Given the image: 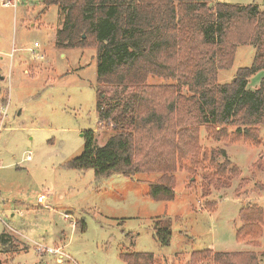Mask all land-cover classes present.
<instances>
[{
	"label": "rangeland",
	"instance_id": "1",
	"mask_svg": "<svg viewBox=\"0 0 264 264\" xmlns=\"http://www.w3.org/2000/svg\"><path fill=\"white\" fill-rule=\"evenodd\" d=\"M5 1L14 6L0 1V234L10 242L0 245V263L124 264L120 254L148 252L154 264H189L193 252L211 249L253 251L264 264V221L236 236L242 208L249 214L248 208H261L264 216V125L257 144L236 135L233 123L211 128L218 139L199 126L198 150L179 159L170 200L150 196L148 183L159 179L156 172L97 176L92 169H72L67 161L82 152V132L92 130L103 145L118 129L112 119L131 90L97 83L94 48L56 46L55 31L64 20L58 6ZM217 1L264 9V0ZM254 51L237 46L231 67L218 70V83L249 67ZM262 75L253 73L248 84L258 86ZM147 83L175 81L150 77ZM99 94L102 106L112 107L105 119L97 110ZM224 158L238 176H223L228 187L206 191L204 174L216 172ZM158 219L169 224L168 245L154 237ZM195 263L218 264L210 258Z\"/></svg>",
	"mask_w": 264,
	"mask_h": 264
},
{
	"label": "trees",
	"instance_id": "2",
	"mask_svg": "<svg viewBox=\"0 0 264 264\" xmlns=\"http://www.w3.org/2000/svg\"><path fill=\"white\" fill-rule=\"evenodd\" d=\"M40 3L43 9L56 5L63 13L62 25L55 31L57 47L94 48L97 83L131 90L121 114L112 119L118 129L103 145L95 142L92 130L83 131V150L67 161L68 167L92 169L97 176L156 172L159 179L148 183V192L156 200H170L179 159L198 150L199 126H206L210 136L218 139L211 128L233 123L241 139L259 143V126L264 125V9L217 0ZM239 45L255 49L251 65L239 68L231 82L218 83V70L231 67ZM259 70L263 72L259 85L252 87L248 78ZM150 77L171 79L175 84H149ZM99 95L97 110L105 119L112 107L105 109ZM218 152L225 155L223 149ZM215 168L216 172L203 176L201 186L206 191L211 186L228 187L223 176H238L239 170L228 158ZM248 209L251 214L240 210L242 226L237 238L264 221L261 208ZM84 228L81 222L80 230ZM153 231L161 245L169 244L166 220H156ZM9 240L8 234H0V245ZM120 256L124 264H154L148 252ZM201 258L218 264H262L253 251L211 249L193 252L189 264Z\"/></svg>",
	"mask_w": 264,
	"mask_h": 264
},
{
	"label": "built area",
	"instance_id": "3",
	"mask_svg": "<svg viewBox=\"0 0 264 264\" xmlns=\"http://www.w3.org/2000/svg\"><path fill=\"white\" fill-rule=\"evenodd\" d=\"M1 1V3L3 4V5H7V4H12L13 6H14V3H11L10 1H5V0H0ZM34 46H37V43H34ZM34 51L32 50V53H33ZM43 56L42 55H39V56H37V58H42ZM26 159H30V155H27V157H26ZM38 201L39 202H43L44 201V199H38ZM74 224V223H73ZM43 249L45 250V251H47V252H49V253H54V254H60L61 256H63L64 254L59 250V248H48V247H43Z\"/></svg>",
	"mask_w": 264,
	"mask_h": 264
}]
</instances>
